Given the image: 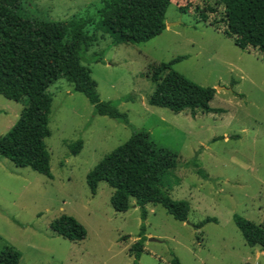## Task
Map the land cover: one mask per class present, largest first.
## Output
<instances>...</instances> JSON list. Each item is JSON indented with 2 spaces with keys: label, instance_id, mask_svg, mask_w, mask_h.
I'll list each match as a JSON object with an SVG mask.
<instances>
[{
  "label": "rangeland",
  "instance_id": "rangeland-1",
  "mask_svg": "<svg viewBox=\"0 0 264 264\" xmlns=\"http://www.w3.org/2000/svg\"><path fill=\"white\" fill-rule=\"evenodd\" d=\"M113 1L21 2L26 17L89 21L86 31L94 43L88 55L103 53L104 63L84 65L101 100L115 102L131 126L95 115L87 97L75 92L66 78L54 82L48 89L52 134L46 139L52 178L0 158V252L15 249L20 264H135L131 247L143 225L140 209L131 200L127 212H116L111 205L114 189L101 182L93 195L87 176L135 132H148L156 147L177 159L165 178V190L175 200L188 201L191 209L188 224L161 205L147 206L148 251L138 263L172 264L178 258L180 264H264V251L250 247L234 221L240 215L264 223V56L254 48L241 50L221 31L179 11L202 0H175L160 36L115 46L109 35L96 30L98 11ZM179 57L185 59L174 69L214 88L210 106L221 111L177 114L148 103L155 88L153 67ZM23 108V102L0 94V138L18 122ZM79 140L83 149L73 155L71 145ZM62 215L85 227V240L69 241L52 230L51 223Z\"/></svg>",
  "mask_w": 264,
  "mask_h": 264
},
{
  "label": "trees",
  "instance_id": "trees-1",
  "mask_svg": "<svg viewBox=\"0 0 264 264\" xmlns=\"http://www.w3.org/2000/svg\"><path fill=\"white\" fill-rule=\"evenodd\" d=\"M174 1L115 0L98 11L96 30L109 35L115 46L149 42L167 29L166 14ZM21 2L0 0V94L24 103L18 122L0 138V158L52 178L46 139L52 134L49 124L53 97L48 89L54 82L66 78L75 92L87 97L95 115L131 124L128 114L122 113L115 102L101 100L91 70L84 65L104 63L103 53L88 55L94 43L86 31L89 21L26 17L21 14ZM179 11L193 14L198 23L221 31L241 50L254 48L264 56V0H202L201 5L188 4ZM184 59L179 57L153 67L150 77L155 88L148 103L177 114L186 110L221 111L210 106L216 95L214 88L203 87L174 69ZM83 145L81 140L73 143L71 153L78 155ZM176 167L173 153L156 147L148 132H135L87 176L93 195L101 182L114 189L111 205L116 212H127L131 200L140 209L143 225L138 241L131 247L135 264L147 253L148 205L163 206L181 222L189 218L190 203L173 199L165 190V178ZM197 173L204 176L200 169ZM234 221L247 244L264 251V223L257 224L240 215H235ZM51 228L69 241L81 242L87 237L85 227L72 216L62 215L51 223ZM20 260V252L11 247L0 252V264H20ZM172 264H180L179 259L174 258Z\"/></svg>",
  "mask_w": 264,
  "mask_h": 264
},
{
  "label": "crops",
  "instance_id": "crops-1",
  "mask_svg": "<svg viewBox=\"0 0 264 264\" xmlns=\"http://www.w3.org/2000/svg\"><path fill=\"white\" fill-rule=\"evenodd\" d=\"M135 201V200H134ZM149 206V205H148ZM145 248H146V246H145ZM258 249H260V248H258ZM147 250V249H146ZM148 251V250H147ZM261 253H263V252H259L258 253V255H260ZM145 254V253H144ZM142 257V256H141ZM140 261V260H139Z\"/></svg>",
  "mask_w": 264,
  "mask_h": 264
},
{
  "label": "water",
  "instance_id": "water-1",
  "mask_svg": "<svg viewBox=\"0 0 264 264\" xmlns=\"http://www.w3.org/2000/svg\"><path fill=\"white\" fill-rule=\"evenodd\" d=\"M221 89V88H220ZM188 224H189V222H187ZM151 241H157V240H155V239H151Z\"/></svg>",
  "mask_w": 264,
  "mask_h": 264
}]
</instances>
